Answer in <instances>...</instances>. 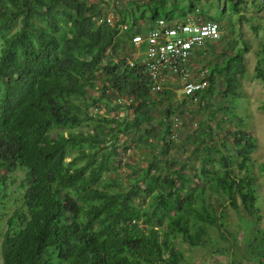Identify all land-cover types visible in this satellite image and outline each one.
<instances>
[{"label":"trees","instance_id":"1","mask_svg":"<svg viewBox=\"0 0 264 264\" xmlns=\"http://www.w3.org/2000/svg\"><path fill=\"white\" fill-rule=\"evenodd\" d=\"M108 2L0 0L1 264H182L174 238L201 245L208 228L221 224L209 193L261 218L252 175L232 166L248 167L255 137L242 117L232 126L233 117L219 116L227 102L214 106L210 99L219 79L221 98L239 94L242 50L218 52L223 62L206 67V85L174 99L168 85L179 82L153 91L141 59L129 64L131 37L146 17L199 12L194 0ZM233 3L239 11V1ZM110 11L114 24L106 20ZM263 60L255 74L264 80ZM102 99L105 111L95 116L89 107ZM194 102L197 107L185 105ZM158 104L162 133L155 143L150 120ZM119 107L125 115L117 114ZM198 108L208 114L195 122L189 155L200 165L186 159L175 165L173 117ZM136 141L151 150L146 164L128 187L107 180L104 174L121 161L119 148ZM15 189L19 204L5 211Z\"/></svg>","mask_w":264,"mask_h":264},{"label":"rangeland","instance_id":"2","mask_svg":"<svg viewBox=\"0 0 264 264\" xmlns=\"http://www.w3.org/2000/svg\"><path fill=\"white\" fill-rule=\"evenodd\" d=\"M234 1L236 0H194L195 6L202 9V12H197V16L207 18V15H213L219 19L221 38L215 41L208 40L206 46L200 49L196 48L197 51L192 60L195 70L193 74H198L201 69L208 67L215 60L223 62V55L218 53L220 51L229 54L236 52L238 49L242 50L244 57L242 61L243 69L238 74L236 85L239 94L235 98H221L217 91L221 85L219 79L213 85L214 90L210 95V99L214 101V106L227 102V112L218 111L219 116L233 117L232 126L236 124L237 117H242L244 128L255 137L256 147L248 159V167L238 169L236 164L232 166L236 174L247 173L252 175L261 218L257 220L254 214H249L243 208L240 199H238L239 208L235 209L226 199L209 193L211 195L210 204L216 210L215 212L221 224H213L208 228V233L204 235V243L201 245H190L178 235L174 238V247L180 253L182 264H264V168L262 166L264 165V80L255 74L258 59L264 56V0H238L239 11L237 12L233 8ZM120 2L122 3V0H119L118 4ZM142 49H144V46H142ZM129 50H131V46L127 43L123 51L126 57ZM134 51L137 52L136 49ZM261 64L264 65V60ZM171 80L175 83L174 79ZM168 87L174 94L172 98L181 97L179 84L175 83L172 86L168 85ZM91 91L97 93L96 90ZM103 101L104 99L89 107V110L95 116L105 111ZM162 102L164 103V101ZM185 105L190 109L191 106L197 107L198 104L195 105L194 102V104L187 103ZM159 107L160 105L152 110L150 120L155 125V129L152 130L149 138L155 143H158V135L162 133L158 124ZM189 109L182 115L178 114L173 117L179 128L177 133L172 135L176 144L171 148L169 156H173V160L174 158L178 159L175 161V165H180L186 159L189 166L196 167L200 165V159L194 155H189L191 148L195 145L192 142L193 130L197 128L195 122L200 117H205L208 112L203 108L200 110L198 108L196 112L191 113ZM116 112L118 115H125L127 111L125 108L119 107ZM190 114L193 115L186 116ZM92 124L93 122H89L83 124L80 128L86 129ZM58 130L60 128H53L52 133ZM64 130L66 133V129ZM138 143L140 141L128 144L127 148H119L121 161L117 162L114 170H109L104 174L107 180L115 178L118 184L120 183L126 187L130 185L133 176L138 174L140 168L146 164L151 156V150L143 147V145L137 146ZM80 162H84V159ZM161 163L164 166L163 161ZM149 198V196H146L142 206L146 207ZM19 201L20 192L15 189L7 197L5 211H11L19 204ZM2 212L4 211L0 210V213Z\"/></svg>","mask_w":264,"mask_h":264},{"label":"built area","instance_id":"3","mask_svg":"<svg viewBox=\"0 0 264 264\" xmlns=\"http://www.w3.org/2000/svg\"><path fill=\"white\" fill-rule=\"evenodd\" d=\"M118 1L109 0V4L115 5ZM116 19L113 11L106 16V20L112 24ZM127 26V23L120 24L122 29ZM220 28L218 21L200 16L191 15L175 20L160 16L153 20L145 34H133L130 45L138 53L142 50V64L152 79L151 90H160L171 79L179 82L183 94H194L205 86L206 68L194 75L188 59L193 49L203 47L208 40L220 39ZM135 59H130L129 64L133 65Z\"/></svg>","mask_w":264,"mask_h":264},{"label":"crops","instance_id":"4","mask_svg":"<svg viewBox=\"0 0 264 264\" xmlns=\"http://www.w3.org/2000/svg\"><path fill=\"white\" fill-rule=\"evenodd\" d=\"M187 1V0H186ZM195 8H198V9H200L199 7H195ZM200 11L202 12V9H200ZM199 11V12H200ZM197 12L195 13V11H191V12H188L186 15H185V17L184 18H187L188 16H195V17H199V15L197 16ZM180 18H183V17H180ZM179 17H172L171 19H173V20H175V19H180ZM153 21L152 20H149V19H147V17L146 18H144V19H141L139 22H138V24L134 27V32L135 33H141V34H145L146 32H147V30L149 29V27H150V25H151V23H152ZM206 44H207V42L205 43V45L204 46H206ZM142 46H144V44L142 45ZM133 49V51H134V49H135V47H133L132 48ZM137 51V50H136ZM196 51H197V49H193L192 50V52H191V55H190V57H189V59H188V63H189V66H190V68H191V70H192V72H194L195 70H194V66H193V57H194V55H195V53H196ZM134 57H136L137 59H142L143 58V53H142V50H141V53H138V52H135L134 51ZM195 73V72H194Z\"/></svg>","mask_w":264,"mask_h":264}]
</instances>
